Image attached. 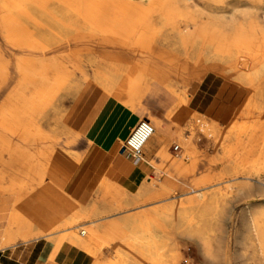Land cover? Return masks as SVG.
Here are the masks:
<instances>
[{
	"label": "rangeland",
	"instance_id": "1",
	"mask_svg": "<svg viewBox=\"0 0 264 264\" xmlns=\"http://www.w3.org/2000/svg\"><path fill=\"white\" fill-rule=\"evenodd\" d=\"M0 1L2 2H0V77H3L5 73L10 74L7 85L0 93V120L5 119L8 124H13L14 120L9 115V110L14 108L16 117H19L21 123H25L31 118L37 128L47 136V141L41 143L29 141L30 138L23 140L19 137H12V142L15 145L35 153L48 144L49 149L55 153L72 154L77 152L81 159L85 158L92 149L93 143L88 138L92 133L94 134V120L101 113L103 107L98 102V93L95 87L98 71L120 73L127 66H132L130 83L135 85L138 73L148 68V70L159 72L172 80L176 91L188 97L190 92L188 87L191 82L200 80L209 73L220 75L215 71L205 70L206 63L204 61L196 63L191 60L186 64L182 48L174 41L175 31L171 30L169 25L176 22V27H182V22L192 18L210 21V27L229 33L242 21V13L248 7L243 3L237 4V0H170L169 2H174V4L166 11H161L158 8L145 11L142 30L122 39L111 31H104V34L81 31L82 33L79 35L71 31L68 32L66 26L56 22V19L63 16V10H65L60 3H56L58 0H51V2L49 0H38L39 2L36 0H34L35 2L33 0ZM5 1L9 2L8 4L19 2V8L22 6V12L28 15V21L21 19L22 29H24L22 35L11 36L5 28L9 16V9L4 8L3 10ZM10 1L12 2L10 3ZM43 2L44 4H42ZM224 2H226L225 8L215 5ZM53 3L56 6H52ZM211 5H215V7L213 8ZM54 9H58V12L56 10L54 12ZM43 12L47 13V16ZM53 18L54 20H52ZM45 19L47 22H44ZM26 22L29 24H24ZM35 29H37L36 34L39 29L41 32L39 31L40 33L36 35ZM53 29H58V31ZM43 36L46 40H41ZM54 37L56 38L54 39ZM195 72L199 74L195 75ZM223 78L236 83L230 78ZM138 87L139 85L135 86V89ZM139 91L140 94H143L142 101L150 95L144 93L143 84ZM263 92L264 89L262 90L264 95ZM34 93L47 97L48 104L37 103L36 106H31L30 100ZM8 98L11 99L10 102L7 101ZM261 99H264V96ZM110 101L123 104L121 99L110 98ZM261 107L264 109V100ZM183 111L181 113L185 115L186 112ZM169 113L170 111L165 116L167 122L162 121L167 127H173V119ZM258 113L259 111L256 112V114ZM62 115L67 117L66 123L60 120ZM191 119L187 117L188 121L186 120L175 128L185 129L186 132L192 131L194 119ZM138 123L129 129L121 146ZM17 128L19 129L20 126L18 125ZM175 145L179 147L176 148ZM195 145L188 148L176 141L173 143L166 142L164 139L159 140L154 159L149 160L155 162H153V166H148L150 168L147 173L148 179L154 183L151 188H147L143 183L132 188H128V184L124 181L117 184L115 181L121 180L119 175H115L113 180L107 183L108 186H104L100 184V180L106 177L104 170L91 166L85 170L76 169L73 177L80 180L78 187L75 188L77 194L73 193V197L78 198L77 213L80 215L76 224L79 226L90 224L96 228L99 224L119 221L141 212H147L149 216L157 218L159 211L156 210L163 205L169 203L178 205L193 197L199 199L201 192H208L206 197L208 198L214 187L198 192L199 187H195L194 183L199 178H210L212 181L210 184H214L217 181L233 178L229 174L234 170L237 171L236 177L240 178L230 182L228 193L219 202L221 211L218 214L214 213L213 206L206 201L192 209L191 214L196 221L192 225L193 231H189L184 222L172 219L165 222L164 228L156 227L154 232L159 239L164 240L165 252L177 256L174 260L175 264H264V256L258 252L253 232H249L248 205L264 208V185L260 186L254 180L256 173L259 172L257 170V152L251 157L245 158L241 157V153L233 146L229 152L225 153L221 149H217V151L210 148L204 149L197 142ZM232 150L233 152H231ZM118 152L128 159H132L131 155ZM221 159L228 161L222 164L219 162ZM176 171L181 172L184 176L180 178V181L168 176L169 174L174 175ZM95 175L100 177V180L94 178ZM248 175H251L252 180L241 179ZM29 181L26 171L6 153L0 151V204H2L0 216L3 217L0 248L5 247L1 241H3L8 220L14 208L13 197L8 194L18 188H27ZM161 185L167 189V193L164 195H160L158 191ZM193 189L197 190L192 191ZM67 192H69L68 187ZM35 206L36 204L32 203L29 209ZM83 209L84 212L81 214ZM70 216L72 214L67 212V217ZM53 217L52 214L50 218ZM104 229L97 230L103 232ZM34 232H38V230H29L26 238L16 237L6 244L7 247L11 248L35 241L32 240L37 236ZM204 237H207L211 250L218 251L217 259L211 260L204 253L205 246L202 241ZM64 243L69 244L67 242L62 244ZM118 258V253L110 246L103 247L102 259L104 261L109 263Z\"/></svg>",
	"mask_w": 264,
	"mask_h": 264
},
{
	"label": "bare ground",
	"instance_id": "2",
	"mask_svg": "<svg viewBox=\"0 0 264 264\" xmlns=\"http://www.w3.org/2000/svg\"><path fill=\"white\" fill-rule=\"evenodd\" d=\"M6 1L3 2V10L4 8H8L9 16L6 23L4 22L6 24L5 28L11 36L22 35L24 29H22L23 25H21V22L23 19L27 20L28 15L22 12V6L19 8V2L14 4L10 1L11 4H8L9 2ZM49 1L51 2V0ZM169 1L58 0L56 3H60L65 10H63V16L56 19V22L63 24L67 27L68 32H74L76 35L81 34L83 31L90 33L111 31L118 37L126 39L142 30L141 27H143L145 21V11L156 8L161 11H166L168 7L174 4V2ZM241 3L248 7L242 13V21L229 33L215 27H210V21L192 18L182 22V27H176V22L174 23L175 25H169L170 29L175 31V36L173 35L174 41L182 48L186 64L191 60L196 61V63L198 61L199 63L204 61L206 63L205 70L215 71L220 76L230 78L243 88L244 92L246 90V97L244 95L242 102L239 103L240 105L227 124H220L210 118L196 114L188 107L190 97H185L177 92L172 80L164 77L159 72H152L148 68L138 73L136 76L137 84L135 85H131L132 83H130L133 71L132 66H127L120 73H111L103 70L98 71L96 73L97 84L95 87L100 106L110 101V98L121 99L123 101V104H121L128 108L129 111L137 112L140 109L142 114L145 113V109L141 107L143 94H140L139 91L142 84L144 93L152 94L162 92L163 95L165 94L175 99L173 106L169 110V116L173 119V127H167L160 119L148 118L145 119L146 121L144 120L151 124L153 132L143 144L141 143V153L142 151L144 152L150 141L156 140L158 142L161 139L173 143L176 141L188 148L196 146L195 142H197L204 149L210 148L214 151L221 149L225 153L229 152V149L233 146L241 153V157L245 158H249L257 152V170L260 173H256L254 180L260 186H263L264 109L261 107V103L264 99H261V97L264 96L262 94V90L264 89V0H237V4ZM225 4L226 2L215 5L225 8ZM215 5L211 6L214 8ZM55 10L57 11L58 9H54L53 11L55 12ZM43 13L47 16L46 14L48 12ZM48 16L52 17L49 14ZM44 22H47V20L45 19ZM24 24H29V22ZM36 25L38 24L36 23ZM41 27L40 29H42ZM40 29L38 33L41 32ZM36 31L37 29L34 31L35 34ZM44 38L43 36L41 40ZM41 40L40 42H43ZM198 74L195 72V75ZM9 75L5 73L3 77H0V93L7 85L10 78ZM137 85L139 87L135 89ZM10 100V98L7 99L9 102ZM37 103L46 105L48 104V99L39 93H34L31 97L30 104L31 106H36ZM183 110L186 112L185 115L187 117L194 119L192 131L186 132L184 131L185 129L179 130L175 128V126L179 127L187 120V117L181 113ZM258 111L259 113L256 114ZM9 115L13 117V124H8L5 119L0 120V151L6 153L8 157L16 161L29 175L30 181L28 182L27 188H18L8 194V196L13 197L14 208L9 217L8 225L2 238L3 241H1V243L3 242L5 244V247L0 248L1 251L8 248L6 244L16 237L26 238L29 230L36 229L38 232L34 233L37 236L32 240L41 238L53 242V252H57L60 245L63 242H67L72 247L90 257L93 264H175L174 260H176L177 256L165 252L164 240L157 237L154 229L156 227L164 228L166 225L165 222L174 219L184 222L189 231H193L194 227L192 225L195 221L191 214L193 207L208 201L213 206L214 213L218 214L221 211L219 202L228 193L227 189L230 188V182L240 178L236 177L237 171L234 170L229 174L233 178L225 181H217L214 184H210L212 182L210 178H199L194 183L195 187H199L198 192L214 187L209 193L210 197L208 196L206 198L208 192H201L199 199L193 197L187 199L185 202H180L178 205L174 203L163 205L156 210L159 211V217L157 218L149 216L147 212H141L119 221L99 224L96 228L90 226V224L79 226L76 224L80 216L77 213L78 198L73 197V193L77 194L75 188L80 183L79 179L73 177L76 169L82 168V170H85V168L91 166L104 170L106 173L105 178L100 180V177L97 175L94 177L100 180V184L104 186H108L107 183L112 181L115 175H119L121 180H116L115 182L118 184V182L124 181L128 184V188L136 187L141 183L146 184L147 188L153 187L154 183L148 179L147 173L150 169L148 166H153L154 161H149L150 159L142 154H137L130 160L118 152L121 147V142L126 137L129 129L134 127L133 123L126 122L124 124L117 132L114 144L108 151L104 153L101 149L92 147L86 157L81 159V156L77 152H73L72 154L55 153L49 149L48 144L44 148L38 149L35 153L29 152L24 147L15 145L12 142V137H19L23 140L30 138L29 141L41 143L47 141V136L37 128L31 118L27 122L21 123L19 117H16L14 108L9 110ZM60 120L66 123L67 117L62 115L60 116ZM18 125L20 126L19 129L17 128ZM175 146L176 148L179 147L178 145ZM227 161L221 159L219 162L224 164ZM252 162L254 161L252 160ZM161 174L163 175V173ZM168 176L179 181L180 178L184 177L179 171H176L174 175L169 174ZM241 179L252 180V177L248 175L241 177ZM67 187L69 192H67ZM159 188L160 195L167 193L164 185H161ZM195 190L193 189L192 191ZM32 203H35L36 206L29 209ZM248 206L249 232H253V236L258 245V252L261 256H264V208L257 207L256 205ZM67 212H70L72 216L67 217ZM83 212L84 209L81 211V214ZM52 214L54 217L50 218ZM99 228L105 229L102 230L103 232H99L97 230ZM206 238H202L205 246L204 253L211 260H215L219 257L218 251L211 250L209 241ZM104 246H110L118 253L119 258L109 263L104 261L102 259V249ZM51 258L52 255H50Z\"/></svg>",
	"mask_w": 264,
	"mask_h": 264
},
{
	"label": "crops",
	"instance_id": "3",
	"mask_svg": "<svg viewBox=\"0 0 264 264\" xmlns=\"http://www.w3.org/2000/svg\"><path fill=\"white\" fill-rule=\"evenodd\" d=\"M188 88L190 91L188 107L218 123L230 120L245 95L243 88L239 85L212 73L191 82ZM174 102L173 97L163 95L162 92L152 93L141 102V107L145 108V113L142 114L140 109L137 112H131L123 105L108 101L95 118L94 134L92 133L88 140L93 143L92 147H97L105 153L113 146L117 132L126 122L135 125L148 118L166 121L165 116ZM157 149L158 142L152 140L141 154L148 159H154ZM2 222L3 217L0 216V231ZM53 249V242L38 239L1 251L0 264H93L85 253L70 244H61L57 252H53ZM50 255H52L51 259Z\"/></svg>",
	"mask_w": 264,
	"mask_h": 264
},
{
	"label": "built area",
	"instance_id": "4",
	"mask_svg": "<svg viewBox=\"0 0 264 264\" xmlns=\"http://www.w3.org/2000/svg\"><path fill=\"white\" fill-rule=\"evenodd\" d=\"M152 132L153 128L148 122L140 121L122 144L121 152L131 155L132 157L141 154V146Z\"/></svg>",
	"mask_w": 264,
	"mask_h": 264
},
{
	"label": "snow or ice",
	"instance_id": "5",
	"mask_svg": "<svg viewBox=\"0 0 264 264\" xmlns=\"http://www.w3.org/2000/svg\"><path fill=\"white\" fill-rule=\"evenodd\" d=\"M209 103H211V99L209 98ZM217 103H219V102H217Z\"/></svg>",
	"mask_w": 264,
	"mask_h": 264
}]
</instances>
